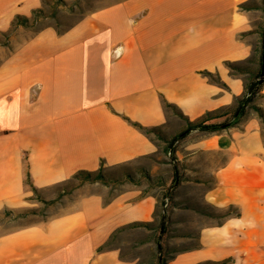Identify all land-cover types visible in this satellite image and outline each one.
I'll return each mask as SVG.
<instances>
[{"label": "crops", "instance_id": "0c3cea01", "mask_svg": "<svg viewBox=\"0 0 264 264\" xmlns=\"http://www.w3.org/2000/svg\"><path fill=\"white\" fill-rule=\"evenodd\" d=\"M40 2L0 0V37ZM263 5L124 0L63 31L45 27L27 36L15 29L0 45V212L20 208L32 186L54 198L79 171L126 168L127 180L116 187L84 183L57 214L0 231V264H134L118 249L97 248L119 227L153 217L156 200L145 179L171 157L167 143L186 121L230 107L243 94V79L229 64L260 59ZM254 105L264 114V81ZM172 154L164 170L170 183L172 164L177 168L175 212L230 204L239 211L202 228V247L190 258L234 257L237 250L241 256L229 264H264L260 253L250 255L264 245L258 113L250 109L217 131L191 130Z\"/></svg>", "mask_w": 264, "mask_h": 264}, {"label": "rangeland", "instance_id": "374dc122", "mask_svg": "<svg viewBox=\"0 0 264 264\" xmlns=\"http://www.w3.org/2000/svg\"><path fill=\"white\" fill-rule=\"evenodd\" d=\"M65 1L67 4H61L60 2H54L52 0H41L37 8L42 9V14L32 16L31 10L26 15L30 17L28 25H19L23 28L24 35L29 36L45 27H53L57 31H63L85 14L108 4L124 0ZM166 1L168 2V0ZM261 2L263 3L262 0H246V5L258 7ZM19 26L2 35L0 37V45H7L5 42ZM7 49H9L8 46ZM253 60L249 59L240 63L229 64L233 73L239 74L242 77L243 84L253 79L259 68L260 59L257 58V61ZM250 109L253 108L249 107L247 112ZM167 111L174 113V110L171 108H168ZM171 161L167 155L165 162H159L158 164L153 162L152 164L158 167V175L152 176L150 179H145V183H148L146 186L147 189L154 195L156 200L153 217L146 223L138 222L139 224L134 226H131V223L114 230L103 243L106 246L101 250L118 249L120 257L133 259L134 264H158L159 258L164 261V264H218V262L226 258L238 259L241 255L237 250L234 251V257L224 256L222 258H216L202 256L198 259L190 258L189 255L192 251L202 247L199 239V231L207 226L219 225L227 217L222 216L224 211L204 205L194 210L175 212L172 207H176L174 201L176 192L174 191V187H171V182L166 181L168 175L166 170H164L167 169L166 164L171 163ZM102 175L106 180V184L100 181L98 182L103 185L111 184L112 187H116L122 183V180H127V169L105 168L102 170ZM93 176L94 174L90 178H93ZM90 182H94V180H88L83 174L79 173L68 182L58 185L57 195L50 199H45L36 190L31 189V195L25 198L20 208L5 209L0 212V231L13 230L18 226L29 224L34 220L44 219L57 214L58 210L64 204L68 203L65 201L68 198L66 196L67 194L72 192L76 187ZM237 210L238 208L234 207L229 209L228 212L232 216ZM163 212L166 216L165 230L161 232L159 228V217ZM157 241L161 245L159 250L157 248ZM258 253L264 256V245L257 246L250 255L257 256ZM242 256H244L243 251Z\"/></svg>", "mask_w": 264, "mask_h": 264}, {"label": "trees", "instance_id": "16d2710c", "mask_svg": "<svg viewBox=\"0 0 264 264\" xmlns=\"http://www.w3.org/2000/svg\"><path fill=\"white\" fill-rule=\"evenodd\" d=\"M45 1V0H43ZM54 2H60L61 4H67L65 0H52ZM263 4H264V0ZM263 9H264V5H263ZM32 16H39L42 14V9L41 8H37V9H33L32 11ZM35 19V18H33ZM30 17H27L25 15H16L14 17V19L12 20V30L21 25V26H27L29 23ZM262 50H261V56H260V60H259V68L256 71V74L254 76L253 79H251L248 83L244 84V92L243 94L236 98L234 103L227 108L224 109H218L216 111H212V112H207L205 115H203L201 118L195 120V121H186V126L177 134H175L173 137H171V139L168 141L167 143V147L169 149H167L168 153L170 154V158L172 160H174L173 158V144L176 141L181 140L182 138H184L191 130H199V131H217L220 129H224V128H228L230 126L235 125L237 122H239L247 113V109L249 107L253 108L257 113L258 116L260 117L261 122L263 123L264 126V114L262 112V110L257 107L256 105H254V98L257 94V92L260 89V86L262 84V82L264 81V73H261V68H262V55H263V42H264V30L262 32ZM5 44H8L7 42H5ZM164 107L167 108H174L172 107V105H170L169 103L163 101ZM223 116V120L220 122H210L212 119L214 118H219ZM134 125L136 127H138L139 129L143 130L145 133H149L151 131H153V129H149L146 127H143L137 123H134ZM83 174L86 178H88V180H94V181H100L104 184H106V180L104 178V176L102 175V169L101 167L95 171V172H90V171H79L78 173H76L73 177H76L77 174ZM94 174L93 178H90V176ZM26 181L29 183V178L26 179ZM178 178H177V168L176 165L173 163L172 164V179H171V187H174L177 184ZM32 189H34V187L32 186ZM35 190V189H34ZM235 206L233 205H227L226 207L220 208V210L224 211L222 216L225 217H229L231 216L230 213L228 212L229 209L234 208ZM227 211V212H225ZM232 216H239V211L237 210ZM165 214L164 212L160 215L159 217V228L160 231L163 232L165 230ZM139 223H132L131 226L134 225H138ZM106 246V244H103L101 246H99L97 248V250H101L102 248H104ZM157 248L158 250L161 248V245L159 244V241H157ZM232 261V259L230 258H226L221 260L220 262H218V264H229ZM158 264H164V261L159 258L158 259Z\"/></svg>", "mask_w": 264, "mask_h": 264}, {"label": "water", "instance_id": "95a60500", "mask_svg": "<svg viewBox=\"0 0 264 264\" xmlns=\"http://www.w3.org/2000/svg\"><path fill=\"white\" fill-rule=\"evenodd\" d=\"M264 44V42H263ZM261 73H264V45H263V55H262V68H261Z\"/></svg>", "mask_w": 264, "mask_h": 264}]
</instances>
